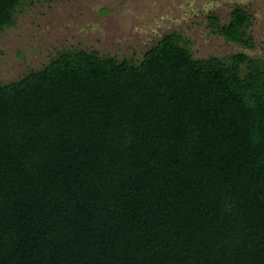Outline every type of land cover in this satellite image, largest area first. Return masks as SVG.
<instances>
[{
	"label": "trees",
	"instance_id": "1",
	"mask_svg": "<svg viewBox=\"0 0 264 264\" xmlns=\"http://www.w3.org/2000/svg\"><path fill=\"white\" fill-rule=\"evenodd\" d=\"M22 0H0V30ZM212 33L252 47V16ZM0 264H264V61L64 50L0 83Z\"/></svg>",
	"mask_w": 264,
	"mask_h": 264
},
{
	"label": "rangeland",
	"instance_id": "2",
	"mask_svg": "<svg viewBox=\"0 0 264 264\" xmlns=\"http://www.w3.org/2000/svg\"><path fill=\"white\" fill-rule=\"evenodd\" d=\"M236 6L252 16V47L229 42L207 26L209 13L227 23ZM172 31L195 58L243 52L264 61V0H22L15 24L0 30V83L43 68L64 50L139 62Z\"/></svg>",
	"mask_w": 264,
	"mask_h": 264
}]
</instances>
